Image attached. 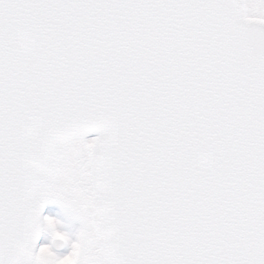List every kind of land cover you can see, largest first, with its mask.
I'll use <instances>...</instances> for the list:
<instances>
[{"label": "snow or ice", "instance_id": "obj_1", "mask_svg": "<svg viewBox=\"0 0 264 264\" xmlns=\"http://www.w3.org/2000/svg\"><path fill=\"white\" fill-rule=\"evenodd\" d=\"M0 264H264V0H0Z\"/></svg>", "mask_w": 264, "mask_h": 264}, {"label": "rangeland", "instance_id": "obj_2", "mask_svg": "<svg viewBox=\"0 0 264 264\" xmlns=\"http://www.w3.org/2000/svg\"><path fill=\"white\" fill-rule=\"evenodd\" d=\"M49 207L47 210V215L54 216L58 221L59 225L58 228L61 231H64L68 234L69 243L67 244L66 248L60 252L56 253L58 256H63L67 254L71 250V242H74L76 239V235L79 231L80 224L78 221L72 220L65 211L61 208V206L55 202H49ZM51 243V236L45 231L44 235L41 240V244H49Z\"/></svg>", "mask_w": 264, "mask_h": 264}, {"label": "water", "instance_id": "obj_3", "mask_svg": "<svg viewBox=\"0 0 264 264\" xmlns=\"http://www.w3.org/2000/svg\"><path fill=\"white\" fill-rule=\"evenodd\" d=\"M95 135H96V133H89V134H88V137H86V138H89V137H92V136H95ZM45 208H46V205L44 206L43 214L45 213ZM41 234H42V232H41ZM41 234H40V237H39V239H38V241H37V246H39L40 238H41ZM52 245H53V243H52ZM53 248H54L55 250H61L63 247H59V248H57V247H55V245H53Z\"/></svg>", "mask_w": 264, "mask_h": 264}]
</instances>
